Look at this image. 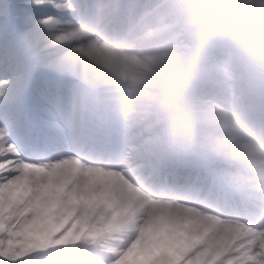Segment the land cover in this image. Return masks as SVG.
I'll list each match as a JSON object with an SVG mask.
<instances>
[{
	"label": "clouds",
	"instance_id": "obj_1",
	"mask_svg": "<svg viewBox=\"0 0 264 264\" xmlns=\"http://www.w3.org/2000/svg\"><path fill=\"white\" fill-rule=\"evenodd\" d=\"M217 21L218 14L201 0H167L154 12L117 11L102 21L101 38L108 28L120 33L121 38L109 41L114 47L139 40L147 30L155 33L160 54L152 61L153 75L145 89L154 107L130 118L113 109L100 91L69 95L63 133L79 141L111 130L136 141L138 151L128 163L141 179L142 190L153 197L159 188H170L175 195H207L203 187L190 183V176L169 171L171 156L180 151L216 157L233 177L264 198V107L256 118L251 91L231 85L226 95H210L217 80L206 73V62L221 63L230 81L257 84L264 92V21L233 33L235 46L224 45L223 55L216 52ZM225 108L233 112L234 123L220 119ZM53 223L60 227L51 240L69 248L86 247L85 241L96 235L94 217L83 206L59 209Z\"/></svg>",
	"mask_w": 264,
	"mask_h": 264
},
{
	"label": "snow or ice",
	"instance_id": "obj_2",
	"mask_svg": "<svg viewBox=\"0 0 264 264\" xmlns=\"http://www.w3.org/2000/svg\"><path fill=\"white\" fill-rule=\"evenodd\" d=\"M38 6L39 0H33ZM27 7V5H25ZM25 24L11 11L0 21V264H21L34 250L65 245L51 237L59 209L87 203L61 169L67 156L53 157L77 141L63 133L69 93L56 76L37 71V61L22 41ZM62 226V225H61ZM49 264H76L69 252Z\"/></svg>",
	"mask_w": 264,
	"mask_h": 264
},
{
	"label": "rangeland",
	"instance_id": "obj_3",
	"mask_svg": "<svg viewBox=\"0 0 264 264\" xmlns=\"http://www.w3.org/2000/svg\"><path fill=\"white\" fill-rule=\"evenodd\" d=\"M217 0L218 3V17L220 18L218 20L219 23L228 22L227 25L228 28H232L233 26L238 27L243 21H246L248 23H251L254 26H259L258 23L261 24L262 20L264 19V15H258L255 20H245L241 19V17H238L239 15L243 14L241 13L243 10L248 9L250 6L241 4L242 0ZM9 2V3H8ZM25 4L28 7H25ZM66 0H39L38 6L36 4H33V0H0V13L3 14L4 17L0 19V21L3 22L4 25L7 24L8 21V15H5V11H15L19 14V18L24 22L25 29L23 32V36L26 37L25 39L28 40V45L34 49L38 60L41 63H49L51 65H59L63 67H77L75 62H72L70 64H62L58 61V59H62L65 57L69 58H77L78 64L83 65L84 62H86L88 65H91L92 63L88 62L86 59V46L83 48L84 52L81 50H77L75 48V45H78L77 48H79L80 43H75L69 41L67 44L56 47L52 45L51 43L54 40H58L61 36V32H63V28L67 26V24H64L62 19L65 17V9H66ZM60 5V6H59ZM263 7L264 12V6L260 4V7ZM51 9V10H50ZM52 10L55 11L52 13ZM144 11V9H142ZM227 10V12L225 11ZM248 14H251V12H246ZM253 14V13H252ZM245 16L247 14H244ZM232 25H231V24ZM218 27V26H215ZM224 27V26H223ZM58 28H61L60 31ZM66 29V28H65ZM60 35V36H59ZM46 41V43H45ZM91 41V40H90ZM86 45V44H84ZM52 48V49H51ZM47 51V52H46ZM88 58V57H87ZM218 68L220 69L222 67L221 63H217ZM220 71V70H219ZM94 76V74H92ZM85 173V172H83ZM93 201L88 200L86 203V206L91 209ZM91 204V205H90ZM99 212V213H98ZM95 213H98L100 217H102L101 211L97 209ZM107 220V218L103 217ZM109 219V218H108ZM96 220V218H94ZM99 226V227H98ZM96 231L99 232L104 229V226L98 225ZM102 227V228H101ZM152 228V227H151ZM153 231V230H152ZM141 240V241H140ZM125 245H123L121 248L128 247L130 244L133 243L131 241H127ZM137 245L133 246L128 252L123 255L122 262H125V264H157L155 256L151 253L150 250V242L146 238L139 239ZM149 245V247H148ZM163 246H169L167 243H161V247ZM56 246L53 244H49L47 249L50 248L51 252L53 248ZM144 247V248H142ZM148 247V248H147ZM170 247V246H169ZM68 247L65 246L64 248L57 249L58 252L63 251L64 249H67ZM147 248V249H146ZM45 249H39L34 250L36 251L34 255H29L25 259L21 261V264H49L48 259L45 256H42L45 254ZM137 250V251H136ZM149 250V251H148ZM42 253L41 260H37L35 258L36 254ZM133 252V253H132ZM130 254V255H129ZM140 254V255H139ZM149 254V255H148ZM135 256V257H134ZM141 256V257H140ZM134 257V258H133ZM147 257V258H146ZM176 258V256L174 255ZM143 258V259H142ZM154 258V259H153ZM145 259V260H144ZM149 259V260H148ZM135 261V262H134ZM137 261V262H136ZM130 262V263H128ZM180 264V262H179ZM189 264V263H187Z\"/></svg>",
	"mask_w": 264,
	"mask_h": 264
},
{
	"label": "bare ground",
	"instance_id": "obj_4",
	"mask_svg": "<svg viewBox=\"0 0 264 264\" xmlns=\"http://www.w3.org/2000/svg\"><path fill=\"white\" fill-rule=\"evenodd\" d=\"M235 2V1H234ZM262 7V6H261ZM263 8V7H262ZM64 34V32H63ZM60 36V35H59ZM86 46V55L88 57L89 60H91L92 62H96L97 64H102L105 65V56L102 54V49L103 46L99 43L96 42L94 39H91L90 42H88V44L84 45ZM52 49V48H51ZM47 52V51H46ZM134 146H136V144H133ZM80 167V166H78ZM91 205V204H90ZM89 207V206H88ZM99 213V212H98ZM102 214V213H100ZM103 215V214H102ZM108 220V218H107ZM101 226V225H100ZM99 227V226H98ZM102 228V227H101ZM146 239V238H145ZM141 241V240H140ZM130 244V243H129ZM139 244V243H138ZM149 247V245H148ZM147 247V248H148ZM151 247V246H150ZM134 248V247H133ZM144 248V247H142ZM146 248V249H147ZM137 251V250H136ZM149 251V250H148ZM129 253V252H127ZM133 253V252H132ZM124 255V254H123ZM130 255V254H129ZM140 255V254H139ZM149 255V254H148ZM159 255L160 258L158 260V264H179L178 261L175 259L174 255H173V251L172 248L169 246H163L160 247L159 250ZM125 256V255H124ZM135 257V256H134ZM133 257V258H134ZM141 257V256H140ZM147 258V257H146ZM156 258V257H155ZM143 259V258H142ZM154 259V258H153ZM157 259V258H156ZM145 260V259H144ZM149 260V259H148ZM125 261V260H124ZM127 261V260H126ZM125 261V262H126ZM124 262V263H125ZM135 262V261H134ZM137 262V261H136ZM130 263V262H128ZM138 264V263H137ZM143 264V263H142ZM147 264V263H145ZM149 264V263H148Z\"/></svg>",
	"mask_w": 264,
	"mask_h": 264
}]
</instances>
